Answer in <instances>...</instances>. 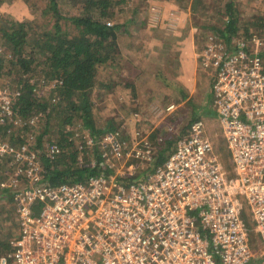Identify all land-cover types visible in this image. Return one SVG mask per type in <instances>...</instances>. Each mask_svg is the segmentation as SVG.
I'll list each match as a JSON object with an SVG mask.
<instances>
[{
	"label": "built area",
	"instance_id": "obj_1",
	"mask_svg": "<svg viewBox=\"0 0 264 264\" xmlns=\"http://www.w3.org/2000/svg\"><path fill=\"white\" fill-rule=\"evenodd\" d=\"M259 45L256 39L228 44L211 33L200 55L202 68L212 70L214 106L237 170L232 181L197 120L165 163L141 180L133 181L140 163L154 161L153 144L114 131L99 141L102 164L113 173L54 187L45 179L43 155L55 159L63 151L52 142L41 153L32 132L45 114L24 120L15 111L21 91L1 90L0 133L18 130L19 140L0 138V189L11 195L18 225L0 264H251L255 255L240 197L249 202L264 242ZM27 130L21 142L19 131ZM84 139L94 146L89 133Z\"/></svg>",
	"mask_w": 264,
	"mask_h": 264
},
{
	"label": "rangeland",
	"instance_id": "obj_2",
	"mask_svg": "<svg viewBox=\"0 0 264 264\" xmlns=\"http://www.w3.org/2000/svg\"><path fill=\"white\" fill-rule=\"evenodd\" d=\"M168 1H170L169 6H164L163 11V7H160L161 5L159 6V4L153 6L146 0H129L127 5L108 23L109 26L117 25L119 27L118 43L120 55L111 66L106 67V69L102 67L98 71V75L103 81L117 82V78L121 80L117 82V86L113 91L110 90L112 93L108 98L97 106L94 114L98 118V125L104 127L109 120H113L117 128L116 131L126 139H148L153 144L155 148L154 161L149 165L140 163V166H138V178L134 181L143 179L142 176L147 174L148 170H154L157 167L155 162L160 152L165 153L163 161L165 163L169 155L172 154L168 149L165 150L166 147L168 148L167 140H171L173 144H177L181 137L187 135L191 124L194 123H191L194 118L203 121L205 135L213 146L214 154L223 167L227 179L232 181L237 177V170L232 160L220 117L214 106L211 69H200L198 88L190 99V94L183 89L178 80V60L174 57L176 54H170L168 57L152 56L149 61H146L158 64L159 66L165 65L167 62V69L158 76L157 86L155 85L153 93L145 95L146 98L144 97V99L148 100L141 103L140 99L135 98L138 96L134 94V86L131 83L126 86V79H123L125 77L117 74L123 72L136 75L137 73L136 68L140 66V18H143L145 14V16L148 13L152 14L150 25L146 23V28L149 30L151 26L150 28L154 29L155 26L162 23L165 13L169 14L170 10L174 11V7H178L179 12L171 13L179 20L176 30L179 27L180 21L182 24L192 23V26L198 28L196 30L197 45L200 49H203L209 34L216 33L217 30L225 28L227 17L224 12L231 2L238 11L237 27L239 31L236 39H240L248 44L253 43L254 39L259 40L260 45L257 50L264 64V6L259 4L261 0ZM58 3L64 16L70 17L78 14L73 7L71 8L68 0H58ZM48 5V0H0V27L6 20H12L15 22L33 23L40 30L52 29L55 21L52 18L51 12L46 14ZM62 23L71 33H75L70 23L66 21ZM171 23L174 25L171 20H167L165 24L168 31L169 24ZM171 30H173L172 27ZM166 38L171 37L166 36ZM175 40L170 39L174 44L176 43ZM164 41H167V39L164 38ZM3 45L4 41L0 38V48H3ZM250 47L252 48V46ZM252 50H255V48ZM173 61H176L175 64ZM128 63L131 65L130 67H128ZM3 71L7 72L6 69ZM13 76H15V73L11 76L0 75V91L4 89H18L17 81L14 80ZM126 76L128 77V75ZM35 78L38 81L35 93L39 97L41 96V100L48 101V104H50L53 102L51 94L55 92L56 82L50 84L49 81H46L47 83L44 84V81L40 77ZM48 109H50V116H45L38 127L32 129L36 140L44 135L43 148L40 151L46 149L48 144L60 141L61 133L65 136H70V138L72 134L76 146L83 149L86 144L84 137L88 131L82 123L76 119L71 124L63 125L62 122H59L60 117L58 118L55 113V103L51 104ZM59 113L64 119L65 115L68 114L62 113L60 110ZM15 132L18 133V130ZM29 132L28 130L22 131L20 136L22 135L23 137H20V139L25 138ZM0 138L4 139L2 133H0ZM18 140L19 138L16 139V143ZM87 148L88 152L85 156L91 157L90 163L94 166L96 163V155L92 154L94 147L90 146ZM80 156L83 157L84 155L80 154ZM125 171L126 169L124 168L123 172ZM2 180L3 176L0 175V182ZM240 198L242 220L247 226V237L251 243L252 252L255 255L252 264H264L263 239L256 231V223L253 219L249 202L245 197ZM39 214L40 212L36 216H39ZM17 234V214L13 199L8 192H3L0 189V257L8 252L5 251V246L3 245H8Z\"/></svg>",
	"mask_w": 264,
	"mask_h": 264
},
{
	"label": "trees",
	"instance_id": "obj_3",
	"mask_svg": "<svg viewBox=\"0 0 264 264\" xmlns=\"http://www.w3.org/2000/svg\"><path fill=\"white\" fill-rule=\"evenodd\" d=\"M128 1L68 0L71 8L73 7L78 14L67 17L61 12L58 0H48L46 14L51 12L55 21L52 29L40 30L33 23L12 20H6L0 27V38L4 41L0 53V75L11 76L15 73L13 78L22 93L15 106L17 115L24 120L38 113H44L49 117L48 108L55 103V113L58 118L60 117V123L71 124L78 119L95 141L92 154L96 155V163L92 166L91 157L85 156L88 148L85 146L80 150L71 133V138L61 133V139L57 143L63 151L62 154L55 159L43 155L45 179L54 187L84 182L89 177L108 176L113 173L102 164L99 141L117 128L113 120H109L104 127L98 125L94 111L108 98L112 93L110 90L113 91L117 82L121 80L117 78V82L103 81L99 78L98 71L102 67L106 69L111 66L120 55L119 27L109 26L108 23ZM224 14L229 21L226 22L225 28L217 30L216 34L230 44L238 37L239 31L238 11L232 2L226 7ZM65 21L73 26L75 33L64 27L62 22ZM4 69L7 72H4ZM117 75L122 77L123 72ZM35 77H40L44 84L46 81L50 84L57 82L55 92L51 94L53 102L50 104L41 100V96L35 93L38 84ZM129 84L130 82L126 80V86ZM59 110L68 113L65 119L61 117ZM197 120L198 118H194L191 123ZM21 132L19 131V134ZM6 133L3 135L4 139L16 142L18 135L16 132L9 136ZM43 136L37 141L40 150L43 148ZM20 141L22 142L23 138ZM167 142L168 148L165 150L173 153L176 144L174 143V147L171 140ZM40 152L44 153L45 149ZM80 154L84 155V159ZM164 154L160 152L157 155L156 166L164 163ZM3 246L5 251H9V244Z\"/></svg>",
	"mask_w": 264,
	"mask_h": 264
},
{
	"label": "crops",
	"instance_id": "obj_4",
	"mask_svg": "<svg viewBox=\"0 0 264 264\" xmlns=\"http://www.w3.org/2000/svg\"><path fill=\"white\" fill-rule=\"evenodd\" d=\"M146 1L153 6H156L157 4H159V6L161 5L160 7H163V11L164 6H169L170 2L168 0ZM259 4L264 6V0H261ZM174 9V11L170 10L169 14L165 13V18L162 20V23L155 26L154 29L150 28L151 26L149 27V30L146 28V23L147 25H150V17L152 14L150 15V13H148L147 16H145V14L143 18H140V66L136 68V75H132V73H123L125 79L134 86V94L138 96L135 98L140 99V103L148 100L144 99L145 95H151L153 93L155 85L157 86L156 82L158 76L161 75V72H164V70L167 69V62L165 65L159 66L158 64L146 61H149L152 56L168 57L170 54L175 53L176 56L174 57L178 60V80L183 89L190 94V99L197 91L201 73L200 69L202 68L200 55L202 53L201 50H203L197 45L196 30H198V28L192 26L193 24L190 22L188 24H182L180 21L179 27L176 30L179 20L171 13L179 12V8L174 7ZM167 20H171L174 23V25H172V23L169 24V31L165 25ZM171 27L173 30H171ZM166 36L171 38H166ZM164 38L167 39V41H164ZM170 39H176V43H172ZM175 62L176 61H173L174 64ZM130 66L131 65L128 63V67ZM125 74L128 75V77ZM137 80H139V82H137Z\"/></svg>",
	"mask_w": 264,
	"mask_h": 264
}]
</instances>
